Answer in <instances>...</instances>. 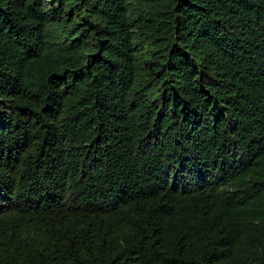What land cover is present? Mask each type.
<instances>
[{"label": "trees", "instance_id": "trees-1", "mask_svg": "<svg viewBox=\"0 0 264 264\" xmlns=\"http://www.w3.org/2000/svg\"><path fill=\"white\" fill-rule=\"evenodd\" d=\"M0 264H264V0H0Z\"/></svg>", "mask_w": 264, "mask_h": 264}]
</instances>
